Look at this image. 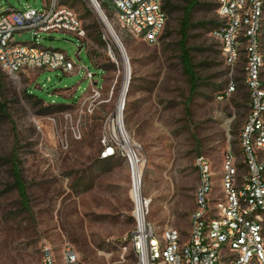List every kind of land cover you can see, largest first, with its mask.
<instances>
[{
	"label": "rangeland",
	"instance_id": "obj_1",
	"mask_svg": "<svg viewBox=\"0 0 264 264\" xmlns=\"http://www.w3.org/2000/svg\"><path fill=\"white\" fill-rule=\"evenodd\" d=\"M103 1L98 0L130 67L122 113L144 165L148 220L160 235L175 228L186 238L199 182L195 161L206 156L218 171L224 151L239 142L249 112L242 69L230 75L213 34L218 0L199 1L187 53L179 30L187 0H172L177 12L155 45L134 36L117 21L110 0ZM44 3L0 0V16L10 8L43 10ZM59 3L78 15L83 41L67 33L36 39L30 32L16 41L65 52L98 85H91L84 70L13 78L0 69V264H42L44 247L58 259L71 248L83 264H136L129 245L135 228L131 169L123 141L111 134L125 83L120 49L89 0ZM94 23L101 26L98 43L96 36L89 38ZM108 44L116 61L106 56ZM236 79L238 90L221 98ZM94 88L101 93L95 98ZM109 145L115 154L103 157Z\"/></svg>",
	"mask_w": 264,
	"mask_h": 264
},
{
	"label": "built area",
	"instance_id": "obj_2",
	"mask_svg": "<svg viewBox=\"0 0 264 264\" xmlns=\"http://www.w3.org/2000/svg\"><path fill=\"white\" fill-rule=\"evenodd\" d=\"M110 5L117 21L134 36L150 45L158 43L168 23L165 0H110ZM217 15L221 28L215 37L220 53L230 75L242 69L249 112L239 142L234 145L229 141L218 171L208 157L196 159L199 182L186 238L175 228L160 235L149 222L150 201L143 194L142 170L138 182L147 206L137 215L132 193L135 228L129 240L136 264H264V0H218ZM26 32L36 39L42 34L67 33L83 41L86 31L74 9L59 0H45L43 10L10 8L3 13L0 69L13 78L35 71L72 74L84 70L91 85H98L95 75L88 68L76 67L65 52L17 42L16 36ZM113 48L108 44L106 54L116 61L118 54ZM96 88L94 98L101 94ZM237 90L238 83L231 80L226 92ZM115 150V146H107L103 157L113 156ZM124 150L133 192L136 179L129 153ZM138 161L141 166L140 158ZM42 264L83 263L71 248L58 259L44 247Z\"/></svg>",
	"mask_w": 264,
	"mask_h": 264
},
{
	"label": "bare ground",
	"instance_id": "obj_3",
	"mask_svg": "<svg viewBox=\"0 0 264 264\" xmlns=\"http://www.w3.org/2000/svg\"><path fill=\"white\" fill-rule=\"evenodd\" d=\"M89 1H90V3L92 2L91 5L94 8L97 15L99 16V18L102 19L106 23L107 30H108L110 36L113 38V40L115 42H118V39L115 35V32L112 29V26L110 25L111 23H109L108 18L106 17L104 11L101 8L100 2L97 1V3L95 4V3H93V0H89ZM118 46H120L119 43H118ZM121 60H123V63H124L123 65H124L125 83H124V87H123V90L121 93L119 105H117V108H116V117L114 118V120H111V123L112 124L114 123L112 130H111V134L113 136H115V138H116V136L121 138V140L123 141L124 147L126 148V150L129 153L130 161H131L132 168H133V173H134L135 179H136L134 189L132 192V193H134L133 198H134V201L136 204V213H137V215H142V210H145L147 205H145V203L142 202V190H140L138 180L140 179L144 165L141 164V166H140V163L138 161L139 158L137 156V153H135L136 151L134 149L137 147H133L130 144L127 131L124 129L125 127H124V120H123V113H122V110L124 109V107L122 109V105L124 103V99L126 98L125 96H126V92L128 89L129 82H130L129 81L130 67H129V63L127 60V56L123 51V47H121ZM112 124H111V126H112Z\"/></svg>",
	"mask_w": 264,
	"mask_h": 264
},
{
	"label": "trees",
	"instance_id": "obj_4",
	"mask_svg": "<svg viewBox=\"0 0 264 264\" xmlns=\"http://www.w3.org/2000/svg\"><path fill=\"white\" fill-rule=\"evenodd\" d=\"M102 1V5L104 4L105 1L103 0H100ZM199 1L200 0H187L186 1V4L187 6L184 8L183 10V15H182V19L180 20V36H181V42H180V45L181 47H183L185 44H186V41L189 39V32L191 31L192 29V20H193V13L195 11V9L198 7L199 5ZM108 3H105V6L108 8ZM165 11H166V14L168 16V23H167V26L169 24V21L171 19V17L177 12V7L175 5H173L172 3V0H165ZM218 11V5H217V8H216V12ZM167 26H166V29H167ZM220 25L219 23L216 25L214 31H213V34L215 35L219 30H220ZM165 29V30H166ZM90 31L93 30V33L92 34H89V38H93L96 36V39H95V42H101L102 40V36H101V26L98 24V23H94V25H92L90 28H89ZM182 52L183 53H187V49L185 48V46L182 48ZM90 59L92 60L91 58V55L88 53ZM107 56V54H106ZM188 57V55H185ZM101 69V68H100ZM235 82L238 83L237 79L235 80ZM229 85V84H228ZM239 88V86H238ZM226 92V91H225ZM224 93H221L220 96H224ZM28 96L31 97V98H36V100L41 103L43 102L42 100L38 99L37 97L29 94L28 92ZM60 106H67V105H60ZM125 110H126V107H125ZM17 170V169H15ZM16 178L18 179V174H15ZM18 185L19 182H18Z\"/></svg>",
	"mask_w": 264,
	"mask_h": 264
},
{
	"label": "water",
	"instance_id": "obj_5",
	"mask_svg": "<svg viewBox=\"0 0 264 264\" xmlns=\"http://www.w3.org/2000/svg\"><path fill=\"white\" fill-rule=\"evenodd\" d=\"M92 3V2H91ZM93 3H95L94 1H93ZM96 4V3H95ZM101 21H102V23H103V25L105 26V28L107 29V25H106V23L101 19ZM117 45H118V43L120 44V53H121V47H122V44L119 42V40H118V42H115ZM124 51V50H123ZM125 53V52H124ZM129 81H130V77H129ZM123 107H124V103H123V105H122V109H123Z\"/></svg>",
	"mask_w": 264,
	"mask_h": 264
},
{
	"label": "crops",
	"instance_id": "obj_6",
	"mask_svg": "<svg viewBox=\"0 0 264 264\" xmlns=\"http://www.w3.org/2000/svg\"><path fill=\"white\" fill-rule=\"evenodd\" d=\"M87 50V49H86ZM87 53H88V51H87ZM92 61V60H91ZM92 63H93V61H92ZM96 68H98V67H96ZM98 69H100V68H98ZM104 71V70H103Z\"/></svg>",
	"mask_w": 264,
	"mask_h": 264
}]
</instances>
